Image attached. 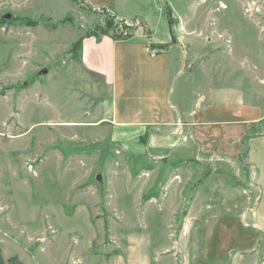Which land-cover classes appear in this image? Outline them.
Returning <instances> with one entry per match:
<instances>
[{
	"label": "rangeland",
	"instance_id": "rangeland-1",
	"mask_svg": "<svg viewBox=\"0 0 264 264\" xmlns=\"http://www.w3.org/2000/svg\"><path fill=\"white\" fill-rule=\"evenodd\" d=\"M164 6L181 28L194 88L215 91L216 106L230 110L242 101L264 131V0ZM109 15L85 0H0L4 264H182L193 195L201 189L204 201L219 179L246 188L231 168L140 154L117 140L109 122L87 125L110 100L81 68L78 41ZM96 95L105 103L96 106Z\"/></svg>",
	"mask_w": 264,
	"mask_h": 264
},
{
	"label": "crops",
	"instance_id": "crops-1",
	"mask_svg": "<svg viewBox=\"0 0 264 264\" xmlns=\"http://www.w3.org/2000/svg\"><path fill=\"white\" fill-rule=\"evenodd\" d=\"M85 1L95 10L107 7L127 24L137 25L127 40L91 31L83 36L81 68L101 82V88L92 86L110 100L106 114L87 125L109 122L117 140L124 147L131 144L140 154L202 158L241 175L245 189L219 179L204 201L200 200L201 189L193 195L185 215L182 264H264V131H260V118L252 116L242 101L230 110L228 105L216 106L215 91L202 95L198 86L194 88L192 63L179 44L181 28L170 19L164 0ZM147 37L154 49L149 48ZM178 78L183 79L179 93L175 89ZM183 90L189 94L186 100ZM95 97L96 106L105 103ZM189 249L195 253L187 263Z\"/></svg>",
	"mask_w": 264,
	"mask_h": 264
},
{
	"label": "trees",
	"instance_id": "trees-1",
	"mask_svg": "<svg viewBox=\"0 0 264 264\" xmlns=\"http://www.w3.org/2000/svg\"><path fill=\"white\" fill-rule=\"evenodd\" d=\"M102 8L105 9L110 14L106 20V26L99 28L98 29L99 32L94 31L91 33H96L98 35L110 34L112 37H114L117 40H127L135 34L137 28L136 24L129 25L115 11L107 7H102ZM170 19L172 20L171 17ZM147 39H148L149 48L154 49L156 46L151 42L149 37H147ZM82 41H83V37H81L80 40L78 41V43H80V50L82 47ZM0 264H4V263L0 260Z\"/></svg>",
	"mask_w": 264,
	"mask_h": 264
}]
</instances>
